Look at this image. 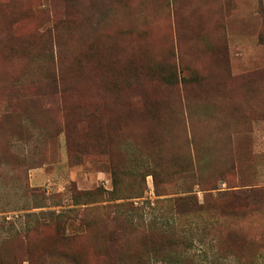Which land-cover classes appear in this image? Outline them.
Instances as JSON below:
<instances>
[{"label": "rangeland", "instance_id": "rangeland-1", "mask_svg": "<svg viewBox=\"0 0 264 264\" xmlns=\"http://www.w3.org/2000/svg\"><path fill=\"white\" fill-rule=\"evenodd\" d=\"M263 11L0 0V264H264Z\"/></svg>", "mask_w": 264, "mask_h": 264}, {"label": "trees", "instance_id": "trees-1", "mask_svg": "<svg viewBox=\"0 0 264 264\" xmlns=\"http://www.w3.org/2000/svg\"><path fill=\"white\" fill-rule=\"evenodd\" d=\"M264 12V11H263ZM48 82L46 84V90L45 92L42 90V86H37L33 88V91L35 93V96H39V95H47V97H52L54 95H59L60 97H63L67 92L70 91V89L66 86L62 85V82L56 78L55 76H51L48 77ZM167 81V84L169 85H173L176 81H175V75L173 74H168L167 78H165ZM139 79L138 78H133V82H138ZM180 80H184L183 78H181ZM19 89V87H17ZM136 88H138V85L136 86ZM18 93V91H17ZM146 102V101H145ZM147 105L149 106H153L155 107V105H157V103L146 102ZM156 108V107H155ZM155 108H150L152 110H154ZM153 116V113H151ZM153 120V130L149 131V135H151V143L155 144L156 149V153L155 155L157 157L160 158L159 163L160 165H165L166 162H168L170 159L174 157L175 153H172V151L169 149V143L171 142V134H168V127L164 124V121H157L155 119V117L153 116V118H151ZM167 124V123H166ZM155 138V139H154ZM194 139V138H193ZM150 143V140H149ZM196 155V159L198 161V154ZM115 182H117L116 176L113 174L112 176V186H113V190L115 189ZM172 242L169 244L171 245Z\"/></svg>", "mask_w": 264, "mask_h": 264}]
</instances>
